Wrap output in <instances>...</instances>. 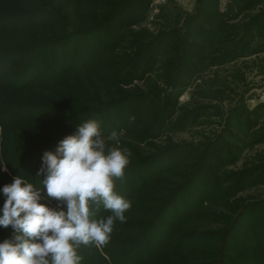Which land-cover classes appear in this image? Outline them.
<instances>
[{
    "label": "rangeland",
    "instance_id": "rangeland-1",
    "mask_svg": "<svg viewBox=\"0 0 264 264\" xmlns=\"http://www.w3.org/2000/svg\"><path fill=\"white\" fill-rule=\"evenodd\" d=\"M0 51L5 185L28 159L37 186L43 154L87 120L131 153L126 220L80 264H188L193 241L201 264H264V0H0ZM29 115L44 132L22 155ZM14 235L0 227V243Z\"/></svg>",
    "mask_w": 264,
    "mask_h": 264
},
{
    "label": "clouds",
    "instance_id": "clouds-1",
    "mask_svg": "<svg viewBox=\"0 0 264 264\" xmlns=\"http://www.w3.org/2000/svg\"><path fill=\"white\" fill-rule=\"evenodd\" d=\"M130 155L115 130L105 136L101 123L91 119L62 139L55 152L43 154L40 187L22 176L5 185L0 227H11L15 235L0 243V264H80L82 245H107L114 223L125 222L132 206L116 191ZM42 190L58 207L41 203ZM65 204L66 211L60 206ZM101 207L110 213L106 218H96Z\"/></svg>",
    "mask_w": 264,
    "mask_h": 264
},
{
    "label": "trees",
    "instance_id": "trees-1",
    "mask_svg": "<svg viewBox=\"0 0 264 264\" xmlns=\"http://www.w3.org/2000/svg\"><path fill=\"white\" fill-rule=\"evenodd\" d=\"M80 1H82V0H80ZM4 53L3 52H1L0 51V75L2 76V78H1V83H2V81L5 79V77H7L8 76V72H9V69H8V67H7V65H6V61H5V59H4V55H3ZM28 60H29V54H26V53H23V54H20L19 56H18V59H16L15 61H12L13 62V66H15V67H23V65L25 64V63H27L28 62ZM24 63V64H23ZM25 74H29V73H25ZM33 75V77L35 78V76H36V74H32ZM120 75H118V79L120 78L119 77ZM37 77L38 76H36V79H37ZM39 78V77H38ZM116 78V79H117ZM25 80V79H24ZM24 80H22V84L24 85V82H26V81H24ZM34 83V82H33ZM52 115H53V118H56V114H54V112H52ZM33 117L31 116V115H29L28 116V119H26V120H23V121H21L23 124H25L24 125V127L22 128V131L24 132V134H23V136H22V138H20L18 141H17V143H16V148H15V151L16 150H19L20 151V153L22 154V155H25V154H27L28 152L26 151V146H27V140L29 139V140H32V139H37V138H35V137H37V135H42L43 134V132H44V130H42V124L40 125L39 123H38V121L40 122V117L39 116H36V117H34L33 119H32ZM111 144H113V143H111ZM121 147V146H120ZM29 160L28 159H26V161H24V163L22 164V168H20V169H18L17 171H15L14 172V175L17 177V176H22V177H24L25 179H27V180H30L32 177H33V173H32V169L30 168V166H29V168H27L26 166L27 165H29V164H26L25 165V162H28ZM35 162V161H34ZM16 163H15V160L12 158V157H10V156H8V154H6V155H2V154H0V198H1V196L3 195V193H2V188L5 186V180H6V178L7 177H5L6 175H5V173L3 172V168L4 167H7V168H10V169H13V166L15 165ZM34 164H38V162L36 161V163H34ZM39 165V164H38ZM161 181V180H160ZM160 181H158V182H155V180H150L147 184H146V186H151V184L153 183V184H158ZM128 182H126V185H125V187L126 188H123L122 189V191H121V187H119V186H116V191H117V189H118V191H120V193L122 192V194L121 195H123V196H125V197H128L129 195H131V193L133 192V190H134V184H132V183H128ZM41 185H40V182L39 183H37V187H40ZM42 194L43 195H45L46 197H47V195H46V190H42ZM50 199V198H49ZM50 201L52 202V203H54L55 205H57L58 206V204H59V202H57L56 200H53V199H50ZM66 205V204H65ZM65 205H60L61 207H64ZM101 211V208H100V210H99V212ZM99 212L97 213V214H99ZM138 225V229L139 230H143V224H137ZM171 225V222L168 224V226H170ZM164 226H167V225H164ZM163 229H165L164 227H163ZM178 231H180V230H178ZM112 233H114V232H112ZM199 241H202L203 240V238L202 237H199ZM138 241V240H137ZM156 242H157V245H158V248H160V247H162L163 246V244H162V241L161 240H156ZM197 241H193V243L194 244H192V246H188L186 249H185V254H184V256L183 257H186V259L188 260V264H201L200 263V261H201V258L203 257V255L202 254H200V249H202V248H198L197 246H196V243ZM134 244H136V243H134ZM194 245V246H193ZM180 248H183V247H181V246H178L177 247V249H180ZM214 249V248H213ZM155 251L157 252V249L155 248ZM153 252H150V250H149V256H151V255H153L152 254ZM235 254H238V256L240 255V257H241V259L242 260H244V261H248L249 259L244 255L245 253L244 252H242V251H237V253H235ZM242 254V255H241ZM225 257V256H224ZM182 260H183V258H181ZM221 261V263H227V264H239V263H237V262H235V261H233V260H231V259H229L228 260V258L226 259V257L225 258H223L222 257V260H220Z\"/></svg>",
    "mask_w": 264,
    "mask_h": 264
}]
</instances>
